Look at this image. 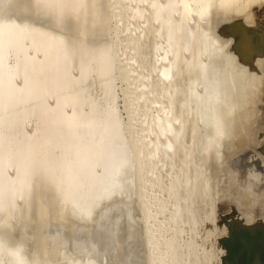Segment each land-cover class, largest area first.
I'll return each mask as SVG.
<instances>
[{"label":"rangeland","instance_id":"obj_1","mask_svg":"<svg viewBox=\"0 0 264 264\" xmlns=\"http://www.w3.org/2000/svg\"><path fill=\"white\" fill-rule=\"evenodd\" d=\"M261 1L78 0L76 9L68 5L63 10L49 0H0V25L38 32L41 43L46 36L59 40L68 56L65 74L57 81L62 89L41 98L43 102L17 105L9 115L12 121L0 126L12 153L20 149L27 155L35 145L31 155L37 162L20 191L21 175L13 164L6 167L5 186H11V194L16 189L0 207V264H259L258 255L246 259L247 241L240 232H256L250 245L262 247L255 244L264 234V221L226 208L230 184L247 177L260 159L256 143H264L263 136L248 129L264 118V95L254 94L253 88L256 81L264 87V55L245 59L234 49L246 33L264 46ZM246 5L250 8L238 15L241 22L230 24L241 32L230 38L229 30L223 31L226 20L234 8ZM25 50L21 60L10 50L5 64L12 71L29 61L23 66L29 75L19 66L23 76L19 69L14 79L18 97L37 68L38 74L46 70L44 57H36L31 46ZM66 98H72L70 103L64 104ZM60 116L66 123L59 125L62 130L55 122ZM68 128L87 134L85 142L109 146L110 153L121 150L115 155L117 166H101L99 160L105 174L97 168L98 178L73 195L61 184V167L69 159ZM118 186L137 188L134 223L130 227L122 219L121 249L105 220L86 230L72 215L84 202L94 206L96 197Z\"/></svg>","mask_w":264,"mask_h":264},{"label":"bare ground","instance_id":"obj_2","mask_svg":"<svg viewBox=\"0 0 264 264\" xmlns=\"http://www.w3.org/2000/svg\"><path fill=\"white\" fill-rule=\"evenodd\" d=\"M51 1V3H56L57 5H59L60 8H62L63 10L65 9V7H67L68 5L71 6L74 9H76L78 6H77V1L78 0H49ZM187 1V0H185ZM194 2V0H192ZM198 4L200 2H203V0H195ZM213 0H209V4H213L212 2ZM259 1V0H258ZM264 1V0H263ZM261 1V2H263ZM33 2V1H32ZM205 4L208 3L204 0ZM252 2V1H251ZM260 2V3H261ZM176 3V2H175ZM187 3V2H186ZM191 3V2H190ZM196 3V4H197ZM259 3V4H260ZM49 4V3H48ZM171 4V3H170ZM174 4V3H173ZM195 4V3H193ZM195 4V5H196ZM232 4V3H231ZM250 4V2H249ZM192 5V4H191ZM247 5H248V2H247ZM245 6L244 8H234L233 10V13L230 15L231 17L228 18L227 23H228V26H227V29L223 30L225 32L228 33V30L230 33V38L232 37H235L236 36V32L237 33H240L241 31L237 28V30L235 31V29L231 26L230 24H233L234 21H240V17H238L239 14H242L244 13V11H246L247 7L249 6ZM252 5V4H251ZM11 6V5H10ZM51 6V5H50ZM55 6V5H53ZM52 6V7H53ZM173 6V5H172ZM186 6V5H185ZM185 6H183L185 8ZM203 6V5H202ZM206 7V5H204ZM203 6V7H204ZM211 6V5H210ZM240 6V5H239ZM263 6V5H262ZM238 7V6H237ZM59 8V9H60ZM250 8V7H249ZM260 8V7H259ZM264 8V7H263ZM71 9V8H70ZM183 9V8H182ZM187 9V8H185ZM183 9V10H185ZM192 9V8H190ZM200 9V8H199ZM56 10V8H55ZM61 10V12L63 11ZM208 10V9H207ZM204 11V10H203ZM187 12V11H185ZM202 12V10H201ZM223 12V11H222ZM189 13V12H187ZM171 15V14H170ZM226 19V17H223ZM4 19V18H3ZM2 19H0L1 21ZM172 20V17L170 16L169 18L167 17V21L171 22ZM185 20V19H184ZM223 20V19H222ZM220 20V22L222 21ZM255 19H253L254 21ZM166 21V20H165ZM252 21V22H253ZM167 22V23H168ZM214 22V21H213ZM241 22V21H240ZM246 24V23H245ZM244 24V25H245ZM250 24V23H248ZM226 25V24H225ZM263 25V24H262ZM168 26V25H167ZM253 26V24H252ZM255 27V25H254ZM253 27V28H254ZM225 28V27H224ZM39 29V28H38ZM221 29V28H220ZM247 29V28H246ZM240 31V32H239ZM243 31V30H242ZM263 31V30H262ZM224 32V33H225ZM50 33V32H49ZM226 33V35H227ZM244 33V31H243ZM246 33V32H245ZM259 33V32H258ZM261 33V32H260ZM259 33V34H260ZM44 35V34H43ZM43 35L41 37H43ZM241 35V34H240ZM261 35V34H260ZM39 33L38 32H28L27 29L23 30V28H17L15 26V24H12V23H3L2 25H0V116L2 118H0V126L4 123H7L6 121L8 122H11V118L9 117V115L12 114V112L15 110V107L19 104H25L26 102L30 101V100H39L40 99V102H43L41 101V98L43 97H46L47 94H54V93H57L59 92L61 89H62V86H63V83L62 86L58 84V82H61V78L62 76H64V65L68 62L67 59H68V56L67 54H65V50H63V46H62V43L58 40H55V39H52V38H48L46 36L45 40L42 42V38L39 37ZM262 36V35H261ZM241 37V36H240ZM260 37V36H259ZM229 38V39H230ZM237 39V37H235ZM264 38V37H263ZM26 39H28V41H25ZM47 39V40H46ZM233 40V39H232ZM149 41V40H148ZM162 41V40H161ZM257 39H255V37L249 33H246L244 35V37L240 38V42L237 46H235L236 48H234L236 50L237 53H239L242 56H244L245 59L247 58H253V57H256L258 58L260 55H264V46L263 47H259L258 44H257ZM261 42V41H259ZM28 46H31L32 47V50L31 52L36 56H41V57H44L45 61H44V69L45 72H43L42 74H38V71L40 70L39 68H35L37 74H34L33 78L31 81H29L31 78L30 76L28 77V84L25 85V88H26V91H25V94H23L21 97H18L15 92L16 89L14 88L15 86V76L18 75L19 73H17V71L20 69L21 71V75H22V69L23 68V71L26 73L28 71H25L27 70V68H25L24 70V64L25 63H28L27 61L23 63L20 61V64L22 63L23 65H19L21 68H19V66H17L18 68L17 69H14L11 70L12 71H8L6 70V67H5V64H6V61H7V56H8V53L10 52V50H12L14 52V55L19 59L21 60V58L23 57L22 54L26 51L25 49L28 48ZM224 46V45H223ZM38 50L41 51L40 55H38ZM29 51V50H28ZM175 55V54H174ZM173 55V56H174ZM172 56V55H171ZM26 57V56H25ZM263 57V56H262ZM174 58V57H173ZM261 58V57H260ZM259 58V59H260ZM38 59V58H36ZM27 60H29L27 58ZM172 60V59H171ZM170 60V61H171ZM18 62V61H17ZM17 65V64H16ZM171 65V64H169ZM27 66V64H26ZM38 66V65H36ZM35 66V67H36ZM67 66V65H66ZM13 67V66H12ZM33 67V66H32ZM31 67V68H32ZM9 69V68H8ZM42 69V68H41ZM151 69V68H150ZM163 70V69H162ZM171 70V68H170ZM169 70V71H170ZM32 71V70H31ZM34 73V72H33ZM40 73V72H39ZM27 74V73H26ZM166 74V73H165ZM29 75V74H27ZM32 75V74H30ZM23 76V75H22ZM27 77V76H26ZM17 78V77H16ZM110 78V77H109ZM24 79V77H23ZM22 79V80H23ZM256 79V78H255ZM58 81V82H57ZM63 81V80H62ZM256 81V80H254ZM30 82V83H29ZM261 82V81H260ZM26 84V82H25ZM254 94H256L258 91H262L263 95H264V87L261 88L260 85H259V81H256L254 82ZM14 86V87H13ZM13 87V88H12ZM252 88V89H253ZM14 93V94H13ZM240 94L242 93H239L238 96H241ZM56 95V94H55ZM49 96V95H48ZM47 96V97H48ZM46 97V98H47ZM59 99V98H58ZM77 99V98H76ZM44 100V99H43ZM72 100L71 99H67L66 98V102L64 104H68L70 103V101ZM62 101V100H61ZM65 101V100H63ZM62 101V102H63ZM74 101V100H73ZM80 101V100H79ZM54 102V101H53ZM206 102V101H205ZM37 103H39L37 101ZM60 103V102H59ZM243 104V102H242ZM240 104V106L242 105ZM41 105V104H39ZM63 105V103H62ZM72 105V102L71 104ZM75 105V104H74ZM90 105V104H89ZM245 105V104H243ZM44 106V103L40 106L41 108H44L42 107ZM46 106V105H45ZM59 106V105H58ZM238 106V108L240 107ZM57 107V106H56ZM64 107V105H63ZM236 107V106H235ZM234 107V108H235ZM61 108V107H60ZM65 108V107H64ZM71 108V107H70ZM72 108H73V105H72ZM50 109V108H49ZM59 109V108H58ZM68 109V108H67ZM240 109V108H239ZM238 109V110H239ZM10 110V111H9ZM74 110V108H73ZM237 110V109H236ZM44 111V109H43ZM51 111V110H50ZM59 111V110H58ZM62 111V110H60ZM264 111V110H263ZM63 112V111H62ZM69 112V111H68ZM67 112V113H68ZM59 113V112H58ZM61 113V112H60ZM238 113V112H237ZM241 113V112H240ZM254 113V112H253ZM16 114V113H15ZM45 114H46V111H45ZM48 114V112H47ZM46 114V115H47ZM63 114V113H62ZM66 114V113H65ZM64 114V115H65ZM87 114V113H86ZM241 114H245V113H241ZM251 114V113H250ZM15 116V115H14ZM13 116V117H14ZM41 116V115H40ZM48 116V115H47ZM245 116V115H244ZM248 117V115H246ZM251 116V115H249ZM58 117V116H57ZM64 117V116H63ZM241 119L244 118L242 116H240ZM251 117L255 118V115H252ZM9 118V119H8ZM16 118V117H15ZM75 118V117H74ZM73 118V119H74ZM246 118V117H245ZM244 118V119H245ZM71 119V118H70ZM78 119V118H77ZM240 119V120H241ZM243 120V122H245ZM248 120V118H246ZM11 120V121H10ZM49 120V119H48ZM80 120V119H79ZM78 120V121H79ZM17 121V120H16ZM52 121V122H51ZM49 123V125L52 123H54V120L52 119ZM63 118L62 116H60L59 118L55 119V122L57 124V127L61 129V127L59 125H61L62 123ZM74 121V120H73ZM72 121V122H73ZM93 121V119L91 120ZM33 122V121H32ZM45 122H46V119H45ZM67 122V120H66ZM71 122V123H72ZM86 122V121H85ZM239 122V121H238ZM14 123V122H13ZM68 123V122H67ZM79 123V122H78ZM88 123V122H87ZM9 124V123H8ZM63 124H66L65 122L62 123V127L64 126ZM70 124V122L68 123ZM74 124V123H73ZM90 127L92 126L91 123H89ZM48 125V124H47ZM95 125V124H94ZM97 125V124H96ZM243 125V124H241ZM11 126V125H10ZM55 126V124H54ZM68 126V125H67ZM66 126V127H67ZM75 126V124H74ZM76 126H79L78 124ZM46 127V126H45ZM51 127V126H50ZM53 127V126H52ZM51 127V128H52ZM70 127V126H69ZM86 127V126H84ZM54 129L56 127H53ZM64 128V127H63ZM72 128V127H70ZM249 128H252L251 131H250V134H253L254 135V132L257 131V137L258 136H263L264 137V118L258 120L256 119V123H253L252 127H248ZM49 129V127H48ZM67 129V128H66ZM74 129V127H73ZM83 129V128H81ZM62 130V129H61ZM69 130V128H68ZM86 130V129H85ZM89 130V129H88ZM92 130V129H91ZM98 129H96L97 131ZM108 130V129H107ZM255 130V131H254ZM58 131V129H57ZM64 131V130H63ZM67 131V130H66ZM66 131L64 133H66ZM52 132V131H51ZM80 132H78V129H77V132L76 131H70L68 132V135H66V140L68 142H64L66 147H65V153L66 155L69 156V159L67 157V161L64 162V166L65 167H61L62 170L64 169V171H62L64 174L62 175L63 178L61 177V184H63V186L66 188H64V191L66 192L67 189H69V195H73L71 194L72 192L75 193V192H80L82 186H85L86 184L85 183H88L90 184V181L91 180H94L95 175H97L100 170V168L103 169V167H100L98 168V163H103L101 164V166H104L105 165V162H107V164H109L110 167H113V166H117L118 164L116 163L118 160L116 157H119L117 156V153H119V148L117 149L118 152H116V150H113L112 153H110L108 151V147L109 146H105V144H101L100 142H97L96 144H94V141L90 143L89 142H85V140H89L87 138V134H83V135H79ZM86 133V132H84ZM91 133V132H89ZM114 133V132H113ZM234 133V132H233ZM233 133H230L231 135ZM240 133V132H239ZM5 134V133H4ZM3 134V132H1V129H0V207L2 205H4V203L13 195V193L15 192V189L14 192L11 194V191L12 189L11 186L9 187H6L5 185L7 184V180L6 179V167L9 165V164H13L15 166L14 170L16 169V172L18 171L17 174H19L18 176H20L19 178V181L20 183H17V188H19V191L20 189L23 187L24 189L28 186L27 184L29 183L30 181V177H29V172H31V169L33 170L34 166L37 165L36 163H34V159L33 156L31 155L34 151V146L32 148H28V153L27 155H25V151L27 149H22L24 150V154L23 152L20 154L21 151L19 150H16L15 152L12 153L11 151V146H13L11 144L10 146V143L9 142V147L8 146V142H7V138L6 136ZM39 134V133H38ZM235 134V133H234ZM236 135V134H235ZM37 136V135H36ZM240 136V134L238 135ZM117 137V136H116ZM42 138V135L41 137ZM236 138V137H235ZM248 138V137H247ZM256 138V137H255ZM17 139V138H16ZM38 139V138H37ZM23 140V139H22ZM45 140V139H44ZM43 140V141H44ZM62 140V139H61ZM42 141V140H41ZM64 141V140H63ZM96 142V141H95ZM264 142V141H263ZM90 143V144H89ZM93 143V144H92ZM33 144H35L33 142ZM47 144V143H46ZM45 144V145H46ZM23 145V144H22ZM37 145V144H36ZM40 145V144H39ZM253 145V144H252ZM251 145V146H252ZM255 145V144H254ZM253 145V146H254ZM258 145L261 146L260 148V151L258 149ZM24 146V145H23ZM52 146V145H51ZM15 147V146H14ZM44 147V146H43ZM119 147V146H118ZM10 148V150L8 149ZM36 148V147H35ZM51 148V147H50ZM114 148V147H112ZM244 148V147H243ZM242 148V149H243ZM254 148V147H253ZM61 149V147H60ZM110 150V148H109ZM11 151V152H10ZM14 151V150H13ZM19 151V152H18ZM48 151V150H47ZM115 151V153H114ZM254 151L255 152V155H257V153H261L260 155V159H258L257 161H254L255 163L250 166V171H248L249 173L247 174V177L243 180V181H238V180H234L233 181V184L235 185H231L230 187V204L227 206V211H234V212H237L238 214L242 211H245L248 213H252L251 215V218L250 220H256L259 218V221L258 222H263L264 221V143H260V144H257L256 143V147L254 148ZM12 153V154H11ZM114 153V154H113ZM121 153V152H120ZM22 157H21V156ZM25 155V156H24ZM39 154H37L38 156ZM112 155H114L112 157ZM116 155V157H115ZM121 155V154H120ZM233 155V153H232ZM40 156V155H39ZM47 156V155H46ZM125 156V155H124ZM30 157V158H29ZM116 159H115V158ZM246 156H244L245 158ZM250 158H252L251 156H249ZM39 158V157H38ZM44 158V157H43ZM62 158V157H61ZM121 158V157H120ZM119 158V160H121ZM243 158V159H244ZM101 159H104L103 161H101ZM123 159V164L121 163L122 161H119L118 163H121L119 165H125L126 163V160L124 161V158ZM237 160V158H235ZM233 159V161L235 160ZM242 159V158H241ZM36 160V159H35ZM62 161H64L63 159H60ZM100 160V161H99ZM108 160V161H106ZM250 160V159H249ZM254 160V159H253ZM25 161V163H24ZM99 161V162H98ZM116 161V162H115ZM125 162V163H124ZM236 162V161H235ZM238 162H240V160H238ZM249 162H252V159L251 161ZM248 162V163H249ZM99 163V164H100ZM232 163V162H231ZM237 163V162H236ZM44 164V163H43ZM52 164V163H51ZM233 164V163H232ZM244 164V163H243ZM246 165V164H245ZM106 167H108V165H105ZM97 168H98V171H97ZM101 169V170H102ZM111 169V168H110ZM47 170V169H46ZM100 170V171H101ZM104 170V169H103ZM103 170L101 171L103 174H105L103 172ZM118 170V169H117ZM121 170V169H120ZM22 171V172H21ZM34 171V170H33ZM32 171V172H33ZM50 171V170H49ZM97 171V172H96ZM110 171V170H108ZM116 171V167H115V170L114 172ZM31 172V173H32ZM43 172V171H42ZM96 173V174H95ZM101 173V174H102ZM95 174V175H94ZM102 174V175H103ZM109 174V173H108ZM110 174H112V172H110ZM53 175V174H52ZM51 175V176H52ZM17 176V177H18ZM31 176V175H30ZM55 176V175H54ZM95 176V177H94ZM94 177V179H93ZM114 177V175H113ZM10 178V177H9ZM27 178V179H26ZM98 178V177H97ZM107 178V176H106ZM105 178V179H106ZM109 178V177H108ZM5 179L7 181H5ZM18 179V178H17ZM16 179V180H17ZM102 179V178H101ZM227 179V178H226ZM246 179H249L247 181H245ZM26 180H29V181H26ZM51 181V180H50ZM9 182V181H8ZM59 182V183H60ZM93 182V181H92ZM97 182H98V179H97ZM96 182V183H97ZM109 182V181H108ZM230 182V181H229ZM228 182V183H229ZM23 183V184H22ZM103 183V182H102ZM227 183V185H228ZM20 184V185H19ZM26 184V185H24ZM60 184V185H61ZM107 185V183H106ZM21 186V187H19ZM62 186V185H61ZM95 186V185H94ZM13 187V186H12ZM86 188V187H85ZM240 188V189H238ZM61 189V188H60ZM90 189V188H89ZM110 190L105 192L104 194H101V196L99 197H96L97 199V202L95 201L96 199H93L94 201L93 202H96V204H94V206H89V205H86V203H88L86 200H88V197H86L84 199V206L82 208H77L76 210H73V217L76 219V221H78L80 223V225H82L83 228H87V229H90L91 228V224L93 223H100V222H103L104 220L106 221V224L109 226V229L108 231L111 233V235H113L114 240H116V244H117V248H120V239H119V232H120V229H121V224H122V219L123 217H126L129 224H130V227L132 226V224L134 223L133 220H134V202H135V194L137 193V188H132V189H126L125 187L123 186H118L117 188H109ZM237 189H238V192H237ZM11 190V191H10ZM22 190V189H21ZM78 190V191H76ZM92 189H90L91 191ZM106 190V189H105ZM86 192V191H85ZM101 192V190H100ZM68 195V193H66ZM79 194V193H78ZM90 194L92 195L93 193L90 192ZM98 195V194H97ZM74 197V196H72ZM79 199V197H77ZM75 198V199H77ZM26 199V198H25ZM74 200V199H73ZM90 200V198H89ZM91 203V201H89ZM75 203V201H74ZM72 204V203H71ZM78 204V203H77ZM81 205V204H80ZM71 206V205H70ZM78 206V205H77ZM6 207V206H5ZM93 207V209H92ZM74 208V206H73ZM136 211V210H135ZM137 214V213H136ZM94 224V225H96ZM251 225V224H250ZM249 225V226H250ZM98 226H101V225H98ZM107 226V228H108ZM98 228V227H96ZM86 229V230H87ZM101 230V229H99ZM89 231V230H88ZM84 232V231H83ZM87 232V231H86ZM243 236V239L242 241H247V246H245V255L247 256L244 257L246 258L247 260L248 259H252L254 260L255 257L257 256L258 257V261H259V264H264V234L259 236V243L255 244L256 245H261L262 247H251L250 243L252 245H254L253 241L254 239H252V237H257L256 232L255 233H251L249 235H247L246 232L242 231L240 232ZM259 233V232H257ZM110 235V236H111ZM133 234L131 233L130 231V236H132ZM241 236V235H240ZM112 237V236H111ZM116 237V238H115ZM2 238V237H1ZM75 239V238H74ZM240 248V246H239ZM121 249V248H120ZM258 249V250H257ZM243 250V249H242ZM88 252V250L86 251ZM256 253L253 257H251L252 254ZM12 256L14 258H17L15 255L12 254ZM158 258V257H157Z\"/></svg>","mask_w":264,"mask_h":264}]
</instances>
